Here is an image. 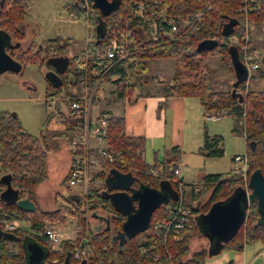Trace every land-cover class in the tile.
Segmentation results:
<instances>
[{"label": "trees", "instance_id": "trees-1", "mask_svg": "<svg viewBox=\"0 0 264 264\" xmlns=\"http://www.w3.org/2000/svg\"><path fill=\"white\" fill-rule=\"evenodd\" d=\"M75 1L70 4L73 9L77 8ZM138 3H143L147 8L157 11L165 8L170 13L189 15L194 14L205 4H210V8L192 22L186 32L179 30L174 38L162 35L156 40L143 43V51L139 55L141 61L139 67L136 71L130 72L127 79L125 77L122 86L116 87L113 92L114 98L142 94L136 90L148 83V76L145 74L148 58H172L173 73L165 87L160 89L161 94L196 96L204 114L216 111L231 113L236 119L233 129L234 131L241 129L246 143L245 169L240 164L226 172L204 174L199 181L202 182V187L197 191L189 187L185 194L184 205L188 207L189 213L186 216L184 229L180 233H156L152 228L153 221L167 215L166 204L173 203L174 196L178 194V185L173 181L175 160L169 158L162 164L147 163L143 157L145 139L142 136L127 135L122 116L107 113L106 146L114 152V160L111 163L104 157L99 158L100 166L106 169L96 173L100 180L99 184L90 185L88 207L92 215L98 212V208L105 211L108 224L104 223L98 227L90 223L89 238L86 237L88 241L83 245L85 253L77 260L66 262L69 249L82 239H62L55 248L49 243L44 230L48 222H63L67 216H75L76 207L58 202L52 209H42L37 206L34 200L35 187L46 178L45 137L24 130L15 112L0 110V165L6 170L5 174L0 176V210L20 212L22 220L28 224V227H22L21 224L10 232L0 230V264H28L22 242L25 233L30 234L33 241L45 248L46 256L41 264H81L83 261L95 264H204L207 258L224 249L241 250L245 242L253 240L264 242V218L260 216L258 202L254 198L250 200L245 220L236 233L226 241L213 244V252L199 221V216L207 212L211 203L228 197L236 187L245 183V188L251 193L248 178L252 172L258 171L264 175V89H249L243 83L240 84L243 88L241 92L213 89L209 80L207 59L213 49L220 47V57L223 60L231 57L230 52L234 50L237 60L239 63L242 62L245 36L247 51L256 53L251 30L255 24L264 23V0L255 1L256 8L249 11L246 16V26L243 14L238 10L242 0H119V6L115 10L108 15L100 16L102 31L119 27L123 16L127 12H133ZM26 11L27 0H3L0 7L1 30L15 37H22L23 31L19 25ZM92 19L94 22L98 21L96 18L92 17ZM231 36L237 37L235 44L229 43ZM203 39H215L217 43L212 49L196 51L197 43ZM50 40L52 39L46 40L44 57L52 55L54 50L58 53L62 52L68 45L67 41H63L54 50H50ZM40 53L31 48L28 55L22 56L23 61L39 62ZM76 56L75 53L71 59ZM254 60L260 62L257 56ZM66 72H70L71 75L63 77L62 84L50 82L55 88L50 94H59L62 92L63 84L69 86L78 80L79 72L73 64L71 68H66ZM64 93H69V90H65ZM51 115V112L47 114L45 122L50 120ZM197 151L208 157L221 156L224 152L223 136L217 133L210 134L206 125H203L202 143ZM232 161H234L233 157ZM165 166H168V170ZM151 169L156 173L153 174ZM111 170L130 174L133 178V188L141 185L159 188L166 184L171 193L167 202L154 210L149 226L133 236H127L122 232L121 225L126 215L113 206L109 197L105 180ZM3 184L12 190V196L7 199L2 198L1 195ZM208 188L212 189L210 196L199 205L197 203L199 197ZM24 196L35 203L33 211H22L16 207L14 199ZM192 202L196 204L192 205ZM133 203L136 206V201ZM77 224L81 230L86 229L83 215L78 217ZM194 237L205 238L206 247L190 252L189 241ZM14 242L18 244L17 249L13 247Z\"/></svg>", "mask_w": 264, "mask_h": 264}, {"label": "rangeland", "instance_id": "rangeland-1", "mask_svg": "<svg viewBox=\"0 0 264 264\" xmlns=\"http://www.w3.org/2000/svg\"><path fill=\"white\" fill-rule=\"evenodd\" d=\"M72 1L73 0H27V11L23 19V22L26 24H24L23 27L26 36L25 40H30L33 43H44L45 39H52L49 42L50 46L53 44V46L56 47L63 41H67L68 45H66V48L62 52H59V56L56 57L55 61L52 62L50 66L46 63L40 65L37 62H28L21 73L6 71L0 74V110L15 112L24 130L33 135H43L46 141L45 149L48 154L52 153L56 146L60 147L59 143L66 140L69 134H71L65 130L63 123L56 121L54 118L51 119L50 122H45L47 114L51 111L52 104L51 100L45 101V97L50 95L55 89L48 79L52 77L51 72L54 69V65H56L58 69L71 66L70 60L72 56L75 53H80L85 46L87 37L90 35L84 21L83 12L76 8L75 11L78 15L75 17L70 15L69 12L73 10L70 6ZM251 39L256 50L254 58L257 56L260 60V62H258V68L252 70L250 74L251 77L238 73L231 57L227 60H223L220 57V47L213 49L208 54V75L213 89L225 91L236 90L237 92H241L243 90L240 86L241 83L249 89H264V60H262L264 57V23L255 24L252 27ZM236 42V36H231L229 38V43L235 44ZM147 65L145 74L148 76V83L141 85L136 90L142 94L148 90H160L165 87L166 82H168L172 76L174 60L170 57L148 58ZM25 82H27L26 86L24 85ZM72 89H75V86L72 84L69 86L66 84L62 85V92ZM108 94H110V92L106 89L97 92V97L93 105L95 110L108 106ZM54 95L55 94H52L51 96ZM122 103L121 100L118 101L119 105H122ZM206 121L205 125H207L209 133L215 132L223 136L224 152L218 157L204 156L200 154L197 149L189 150L184 148V151L180 152L179 166H182V170L179 176L182 177V182L184 183L183 191L186 193L189 188L188 184L200 181L204 174L226 172L233 167L239 166L240 163L232 161V157L236 154L243 155L246 153V143L242 131L240 128L235 131L231 128V116H222L217 120ZM235 121L236 119H234V122ZM213 128L216 131H213ZM162 156V154L159 156L160 161L163 159ZM148 157L147 155V158ZM165 167H167L166 170H168V166ZM56 169L57 171L60 170V161L58 158L56 159ZM5 171L6 170L0 165V176L5 174ZM45 180L46 178L43 181ZM49 180L47 184L52 186L53 182ZM61 181L58 182L59 187L55 186L52 188L46 186V188H44L46 206H43H45V208L38 205L34 196L35 203L42 209H52L57 202L63 205H74L77 210L75 216H67L63 222L52 221L48 222L46 225L54 227L57 231L61 232L63 239L80 240L83 236L89 238L90 223L95 226L103 225L104 222L101 218L102 216L105 217L106 213L101 208H98V212L92 215L88 205H82L80 203L79 205L82 206H79L70 199L69 196L67 199L62 196L60 197V188H62L63 193L79 190L77 186H67L65 181ZM243 187H246L245 183ZM50 190L53 192L52 196H50ZM211 190V188H208L203 191L198 202H196L202 205L210 196ZM194 204L196 203L192 202V205ZM82 213L86 214L84 218L86 229L78 233L76 232L78 228L77 219L82 216ZM22 227H28V224L23 221ZM31 241L32 236L25 233L22 240L25 251L26 245ZM206 245L207 240L205 238L194 237L189 241V251L193 252L197 249L206 247ZM13 247L14 249L18 248L17 242L13 243ZM56 247H58V245H56Z\"/></svg>", "mask_w": 264, "mask_h": 264}, {"label": "built area", "instance_id": "built-area-1", "mask_svg": "<svg viewBox=\"0 0 264 264\" xmlns=\"http://www.w3.org/2000/svg\"><path fill=\"white\" fill-rule=\"evenodd\" d=\"M256 0H242L238 8L243 14L246 26V16L249 11L256 8ZM77 8L84 14V21L90 34L85 46L70 63L79 72L78 80L71 83L75 89L69 93L61 92L45 97V101L51 100V118L63 123L66 131L70 132L68 149L70 152V167L66 176L67 186H77L78 191H71L78 198L76 204L88 205V196L91 184H99L96 173L106 169L100 166L99 158L104 157L112 163L114 152L106 146L107 113L95 110L93 107L97 92L102 89L114 92L116 87L122 86L130 72L136 71L140 65L143 51V43L148 40H156L165 35L176 37L180 31L186 32L192 22L199 19L210 4L196 11L194 14L170 13L163 8L157 11L147 8L143 3H138L133 12H127L119 27L105 29L98 41L96 36V24L93 18L100 15L99 9L91 5L90 0H76ZM160 2V1H159ZM70 15L75 17L77 12L71 10ZM246 36L244 37L242 63L247 69V77L253 69H257L259 63L254 60L252 52L246 48ZM92 43V44H91ZM122 76V77H121ZM223 111L205 114L206 119H220ZM65 117V119H64ZM234 161L239 162L243 169L246 167V154H236ZM153 174L155 170L151 169ZM181 167L176 166L173 170V181L178 185V195L173 203L166 204L167 215L153 221L152 228L156 233L163 232L180 233L186 225L188 207L184 205L183 182L180 180ZM190 187L194 191L202 187V182H193ZM79 205V206H82ZM82 215L86 216L85 213ZM20 212L0 210V230L10 232L22 224ZM76 232L80 233L78 227ZM49 243L58 245L63 239L61 232L54 227L46 226L44 230ZM82 239V240H81ZM78 244L69 249L68 261L77 260L85 253L83 245L88 241L82 237Z\"/></svg>", "mask_w": 264, "mask_h": 264}, {"label": "crops", "instance_id": "crops-1", "mask_svg": "<svg viewBox=\"0 0 264 264\" xmlns=\"http://www.w3.org/2000/svg\"><path fill=\"white\" fill-rule=\"evenodd\" d=\"M108 96V106L98 108V110L122 116L125 133L129 136H142L145 139L143 157L147 163L162 164L171 158L179 166V154L184 151V148L189 150L198 149L201 145L203 125L206 124L208 119L205 118L198 97L164 96L160 90H148L144 94L123 98H114L113 92H110ZM119 100L123 102L122 105L118 104ZM223 116L232 117L231 128H233V115L226 112ZM213 131L216 130L213 128ZM69 138L70 134L66 140L59 143L60 147L56 146L52 153H47V181L39 183L34 194L40 207L45 208L46 206L44 200V188L46 186L59 187L58 182L61 180L66 183L71 161L68 149ZM161 154L163 155L162 161L159 159ZM57 158L60 161V170L58 171L56 169ZM179 167L182 170V166ZM48 180L53 182L52 186L47 184ZM188 187H190L189 184ZM60 190V197L67 199L69 196L73 200L71 191L63 193L62 188ZM49 193L52 196L53 192L51 190ZM185 194L186 192H184V198H186ZM204 264H264V242L261 240L245 242L241 250L224 249L218 254L207 258Z\"/></svg>", "mask_w": 264, "mask_h": 264}, {"label": "water", "instance_id": "water-1", "mask_svg": "<svg viewBox=\"0 0 264 264\" xmlns=\"http://www.w3.org/2000/svg\"><path fill=\"white\" fill-rule=\"evenodd\" d=\"M90 1L91 5L98 8L100 12L95 28L96 41H98L99 36L103 33L100 16L108 15L115 10L119 6V0ZM74 3L77 4L76 1ZM216 43L215 39H203L197 43L195 50L212 49ZM230 53L238 73L247 76V69L242 62L239 63L234 50H231ZM19 67V64L6 51L4 38L0 37V74L6 71H17ZM49 81L54 84H59L55 76H52ZM132 179L130 174L111 170L105 180L113 206L126 215L121 229L127 236H133L138 231L146 229L149 226L154 210L162 203L167 202L171 196L166 184H163L159 188L148 185L133 188ZM181 179L182 177H180ZM248 186L251 188V193H248L247 188L238 186L228 197L211 203L207 212L199 216V221L203 226V231L208 239L211 251L214 248L213 244L216 245L219 242L226 241L236 233L245 220L246 210L252 198L257 200L260 216L264 218V175L258 171L252 172L248 178ZM1 195L4 199L11 197V188L7 186ZM177 195L174 196L175 199ZM71 198L74 201L78 200L74 195H71ZM133 201H136V206ZM14 202L19 210L33 211L35 209V203L27 196L14 199ZM101 219L105 224H108L107 218L102 216ZM26 251L28 264H41L46 256L45 249L33 240L26 245ZM68 256L69 252L66 255V262ZM81 264L95 263L83 261Z\"/></svg>", "mask_w": 264, "mask_h": 264}, {"label": "flooded vegetation", "instance_id": "flooded-vegetation-1", "mask_svg": "<svg viewBox=\"0 0 264 264\" xmlns=\"http://www.w3.org/2000/svg\"><path fill=\"white\" fill-rule=\"evenodd\" d=\"M2 3H3V0H0V7L2 6ZM24 24L25 23L22 20V22L19 25V28L23 31V36L20 37V38L15 37L11 33L3 31L0 28V37L4 38V40H5V49H6V51L10 54V56L20 66L17 71H9L11 73H21L23 71V69H24V67H25V65L27 63H25L23 61L22 56L24 54L28 55V53L31 50V48H34V50H38L39 52H41L40 53L41 60L39 62H37L40 65L43 64V63L44 64L46 63L48 66H50V65H52L51 63L55 61L56 57L59 56V53L56 52V50H54L55 46H53V44H52L49 47L50 50H54V51H52V55H50L49 57H44V49H45L46 44H47V42H46L47 39L44 40V43H41V42L33 43L30 40L29 41L25 40V38H26L25 30L23 29ZM262 60H264V57H263ZM70 65H71V63H70ZM70 67L65 66L62 69H58V67L56 65H54V67H53L54 69L52 70L51 74H52V76H55L58 79L59 83L62 84L63 80H64L63 77L65 78V76L68 75V74H69V76L71 75L70 72L69 73L66 72V68H70ZM48 81H49V79H48ZM26 83L27 82H25V84H24L25 86H26ZM33 88H34V86H33ZM6 188H7L6 184H3L2 191L5 190Z\"/></svg>", "mask_w": 264, "mask_h": 264}]
</instances>
